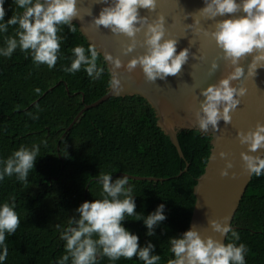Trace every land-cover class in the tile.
Instances as JSON below:
<instances>
[{
  "label": "trees",
  "instance_id": "1",
  "mask_svg": "<svg viewBox=\"0 0 264 264\" xmlns=\"http://www.w3.org/2000/svg\"><path fill=\"white\" fill-rule=\"evenodd\" d=\"M4 8L5 21L23 11L13 0H5ZM17 27L0 34V47H6L4 37L14 36ZM58 36L62 37L60 58L51 70L34 65L31 56L19 48L10 58L0 57V158L20 146L40 145L27 183L14 176L0 182V202L14 197L20 218V226L5 241V264H56L65 254L59 229L79 218L76 209L81 203L100 198L99 173L111 174L113 182L123 177L120 174L163 179H129L138 215L147 216L158 205H165L166 219L154 226L153 235L148 236L143 221L135 217H127L123 225L138 235L141 246L150 241L154 254L161 256L160 264H167L172 258L169 239L188 229L195 202L193 187L210 154V138L196 130L179 132L181 159L157 125L154 109L140 96L110 98L87 109L65 132L84 105L107 92L110 74L100 54L97 63L105 71L99 79L92 80L83 69L65 73L63 68L71 64V49L90 44L75 23L62 25ZM29 113L39 118L34 120ZM186 162L187 170L179 176ZM231 226L239 234L237 243L249 249L246 264H264V175H252ZM230 241L231 233L225 243ZM97 264L143 262L135 257L112 262L97 256Z\"/></svg>",
  "mask_w": 264,
  "mask_h": 264
},
{
  "label": "clouds",
  "instance_id": "2",
  "mask_svg": "<svg viewBox=\"0 0 264 264\" xmlns=\"http://www.w3.org/2000/svg\"><path fill=\"white\" fill-rule=\"evenodd\" d=\"M13 3L23 11L5 21V0H0V34H6L11 26H18L14 36L4 37L6 47H0V57L10 58L19 48L31 56L34 65H46L51 70L60 58L62 37L58 36V32L62 25H70L73 17L78 15L77 0H47L46 3L42 0H13ZM155 6L156 0H114L111 6L100 11L94 24L131 38L140 31L137 24L141 23L142 18L138 10H153ZM238 11L245 15L216 23L215 30L210 33L222 50L224 59L235 67L217 84L201 90L204 99L196 112V123L199 130L205 133L209 126L215 129L221 120L229 122L230 112L240 103L238 97L246 93L245 88L232 85V81L244 76V69L238 66L240 58L252 54L249 75H254L258 66L264 67V0H240L239 3L237 0H205V6L200 9V13L209 19ZM71 30L75 32L76 29L72 27ZM164 36L162 18L149 24L144 41L147 51L131 59L126 65L127 71L132 72L139 65L146 79L152 82L177 75L187 62L189 52L184 49L177 54V41L165 39ZM131 47L128 51H131ZM98 58L95 46L85 48L77 45L71 49L70 66L64 67L63 71L75 74L83 69L92 80L99 79L105 69L98 66ZM104 60L112 61L116 69L121 67L120 60H113L110 54H105ZM217 67L215 62L211 64L212 70ZM108 85L115 91L121 90L120 80L115 75ZM36 91L39 92V89ZM29 115L34 120L39 118L32 113ZM238 137L241 144L247 145L249 153L264 149V124L257 123L254 131L240 132ZM42 143L46 144L44 141ZM39 152L40 145L34 143L31 147L20 146L6 158H0V182L14 176L17 181L27 183ZM220 155L224 157L225 153ZM241 158L250 174L256 177L264 175V157L241 153ZM231 167V163H227L220 175L228 176L227 169ZM97 183L101 185L100 198L81 203L76 209L79 218L70 219L67 226L59 229L65 254L56 264H69V261L71 264H97V256L106 257L112 262L135 257L143 264H160L161 256L154 254L155 246L150 241L141 246L138 235L126 229L123 222L127 217L142 220L148 229L147 235L152 236L154 226L166 219L165 205H158L147 216L138 215L133 187L127 175L113 182L111 174L99 173ZM15 209L14 197L0 202V264H5L8 257L7 236L14 234L20 226ZM224 220L227 221L228 217ZM210 224L213 231L221 235L231 233V241L222 244L211 237L202 238L198 231L190 228L181 236L169 239L168 250L172 258L167 260V264H246L249 249L246 244L237 243L240 239L238 232L227 223L212 220Z\"/></svg>",
  "mask_w": 264,
  "mask_h": 264
},
{
  "label": "water",
  "instance_id": "3",
  "mask_svg": "<svg viewBox=\"0 0 264 264\" xmlns=\"http://www.w3.org/2000/svg\"><path fill=\"white\" fill-rule=\"evenodd\" d=\"M42 2L46 3L47 0ZM237 2L239 3L240 0ZM113 3L114 0H77L78 15L73 17L71 23L77 25L81 35L88 44L96 47L103 60L105 54H110L113 60H120L119 69L115 68L112 61L104 60V62L110 79L115 75L120 80L121 90L115 91L108 86L103 96L91 104L84 105L65 132L87 109L97 107L110 98L140 96L154 109L157 125L169 137L181 159H184V154L177 139L179 132L196 130L208 136L211 145L210 154L203 173L197 178L193 187L195 202L188 229L193 228L198 231L202 238L211 237L225 244L227 235L213 231L210 221L216 220L230 225L232 223L252 177L244 166L241 153L264 156V149L249 153L247 145L241 144L238 137L240 132L254 131L257 123L264 124V67L258 66L255 74L249 75V66L253 61L252 54L240 58L238 66L244 69V76L240 80L232 81V85L245 88L246 93L243 97H238L240 103L230 112L229 122L221 120L215 129L209 126L205 133L199 130L196 123V112L200 101L204 99L201 90L217 84L235 67L224 59L222 50L217 47L210 33L215 30L216 23L245 14L238 11L209 19L200 13V9L205 6V0H156L153 10L145 8L138 10L142 18L141 23L137 24L140 31L130 38L124 34H114L110 29L94 24L100 11ZM160 18L163 19L164 38L175 39L177 54L181 50L188 49L189 56L177 75H170L163 80L158 78L152 82L146 79L139 65L132 72L127 71L126 65L131 59L146 53L147 45L144 41L147 27L158 22ZM130 46H132L131 51H128ZM213 62L218 65L215 70L211 69ZM66 91L69 93L67 88ZM63 136L64 134L61 138ZM57 151H59V143H57ZM222 152L225 153L224 157L220 155ZM229 162L232 167L227 169L228 176L222 177L220 172ZM187 167L186 162L178 175H182ZM127 176L132 180H163L155 177ZM225 217H228L227 221L224 220Z\"/></svg>",
  "mask_w": 264,
  "mask_h": 264
}]
</instances>
